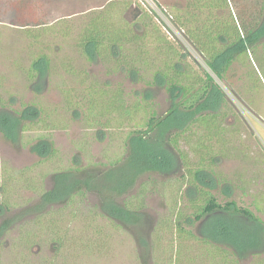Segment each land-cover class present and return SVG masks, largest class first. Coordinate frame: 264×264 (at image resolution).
Here are the masks:
<instances>
[{
	"label": "rangeland",
	"instance_id": "obj_1",
	"mask_svg": "<svg viewBox=\"0 0 264 264\" xmlns=\"http://www.w3.org/2000/svg\"><path fill=\"white\" fill-rule=\"evenodd\" d=\"M154 1L172 15L176 1ZM240 1L244 8L246 2ZM148 8L141 0H0V107L11 103L14 110H22L34 104L44 113L45 124L39 127H48L33 126L17 142L0 133V201L9 204V212L0 214V227L7 219L15 223L0 238V264L217 263L213 251H227V247L200 241L203 220L197 222L194 216L198 211L195 202L202 199L195 200L190 194L193 179L189 180L188 167L198 169L200 156L207 159V166H211V157H217L211 168L219 184L209 191L217 201L222 206L233 202L264 224V79L253 76L255 81L250 80L248 75L254 68L248 62L236 64L226 81L217 80L226 93L217 119L220 130H215L211 139L202 138L205 132L201 130L189 133V144H182L191 159L189 166L179 159L174 174L144 175L128 194L113 198L120 206L143 201L137 225L128 227L109 217L104 197L96 192L76 194L64 202L46 205L42 214L35 212L44 193L54 188L55 176L73 168L76 158L78 167L100 173L106 164L126 153L125 140L134 124L146 121L144 105L132 115L131 125L120 126L117 120L107 119H100L103 124L87 121L90 114L91 118L92 113H98L89 110L92 97L99 100L101 95L120 92L129 108L140 101L137 93L147 90V85L130 79L121 70L123 61L120 67L112 57L93 63L80 55L77 46L91 19L104 14L113 28L137 23L131 28L140 35L148 34L144 46L151 53L152 45L158 44L152 27L160 28L162 36L167 37V33ZM94 28L99 32L102 26ZM183 45L185 56L173 55L170 64L179 63L188 82L196 86L198 77L212 73L203 59L198 55V60L194 58ZM160 49L163 54L157 55L163 61L168 52L164 46ZM42 54L51 60L53 71L46 79L32 82L27 72ZM35 82L41 92L35 91ZM153 99L152 109L158 114L169 109L164 90L154 89ZM100 132L105 133L104 138ZM44 137L52 139L57 151L46 160L32 150ZM196 145H202L201 154L195 151ZM179 211L184 215L180 226L190 233L182 240L177 238ZM240 219L242 237L247 241L253 224L245 216ZM182 243L189 249L184 247L178 255L176 246ZM242 264H264V253L248 256Z\"/></svg>",
	"mask_w": 264,
	"mask_h": 264
},
{
	"label": "trees",
	"instance_id": "obj_2",
	"mask_svg": "<svg viewBox=\"0 0 264 264\" xmlns=\"http://www.w3.org/2000/svg\"><path fill=\"white\" fill-rule=\"evenodd\" d=\"M174 1L176 4L172 5V16L175 26L183 33L186 41L203 59L212 74L207 72L205 78L198 77L195 86L188 82L189 77L181 72L179 63L170 64L173 55L185 56L181 52L183 50L181 42L166 34L167 32L165 33L167 37L162 36L160 28L151 26L158 44L152 45L154 49L150 53L148 46H144L148 34L140 35L131 28H135L137 23L113 28L107 20V15L96 14L77 46L80 55L93 63L101 57H105L106 60L112 57L118 67L123 61L121 70L133 81H144L147 90L137 93L140 101L137 100L134 103L136 105L129 108L125 105L120 92L109 97L101 95L98 97L100 101L92 97L93 103L89 102L91 104L89 110L96 109L98 113H92L91 118L90 114L87 121L103 124L100 119H107V122L117 120L118 124L123 126L126 123L130 124L132 115L140 111L143 105L146 109V121L142 124H134V130L125 140L126 153L106 164L100 173L86 172L85 167H78L76 158L73 168L57 174L54 188L45 192L42 204L40 207H35L37 214H42L46 205L64 202L76 194L96 192L104 197L106 202L104 208L109 217L128 227L137 225L141 222L140 208L143 201L139 200L137 204L129 201L124 204L125 206H120L115 204L113 198L128 194L144 175L174 174L179 168V159L183 165L187 163L189 166L187 161L191 159L185 153L182 144L183 142L184 145L189 144L192 135H188L193 130L204 131L202 138L205 139L213 138L215 130H220L217 119L226 101V93L218 82L226 81V75L236 64L244 65L248 62L254 68L253 73L250 72L248 75L250 80L254 82L253 76H258L259 80L263 81L264 0H243L246 2L244 8L240 0ZM99 24L102 29L96 32L94 27ZM160 46L162 48L164 46L168 52V54L164 53L166 59L163 61L157 55V52L163 54ZM52 71L51 60L42 54L32 62L27 77L32 82L35 79L41 81ZM33 86L36 92H41L38 82ZM154 89L164 90L168 94L170 107L164 114H158L152 109ZM43 114V111L34 104L25 106L22 110H14L11 103L3 104L0 107V133L7 140L17 142L21 135L31 130L33 126L39 127L40 124H45V120L42 119ZM113 116H117L118 119ZM104 134L100 138H104ZM220 134L218 133V136ZM194 148L198 154H201L202 145L201 147L196 145ZM208 148L206 147L204 152ZM32 150L44 160L57 152L52 139L45 137L38 140ZM211 154L207 155L211 156ZM200 158L198 169L188 167L189 180L193 179L189 182V186L193 189H190V194L195 196V200L202 199L195 202L198 211L194 216L197 222L203 220L200 227V241L204 244L227 247V251L216 248L213 255L215 258L217 256V263L210 264H242L248 256L263 254L264 224L260 223L261 221L252 212L237 207L233 202L222 206L217 201L209 192L211 189H216L215 185L219 184L216 179L217 174L211 168L215 165L217 157H211L209 160L211 166L206 165V158L202 156ZM8 205L0 201L1 215L9 212ZM182 216L184 215L179 211L177 238L180 240L184 234H190L180 226ZM242 216L253 224L249 227L251 230L247 241H244L242 225L238 223ZM13 221L7 219L2 223L0 238H3L15 224ZM233 221L237 223L236 227L231 224ZM252 227L257 230L252 231ZM259 230H262V237L259 235ZM191 238L190 235L188 239ZM176 247L180 249L178 255L184 247L189 249L184 243Z\"/></svg>",
	"mask_w": 264,
	"mask_h": 264
},
{
	"label": "built area",
	"instance_id": "obj_3",
	"mask_svg": "<svg viewBox=\"0 0 264 264\" xmlns=\"http://www.w3.org/2000/svg\"><path fill=\"white\" fill-rule=\"evenodd\" d=\"M141 4L143 7L149 6V11L157 17L163 28L166 30L167 34L184 44L183 46L193 55V57L197 60L199 59L200 56L198 53L186 41L183 33L175 26L173 22L174 19L171 14H169L165 9L160 8L154 0H141Z\"/></svg>",
	"mask_w": 264,
	"mask_h": 264
}]
</instances>
